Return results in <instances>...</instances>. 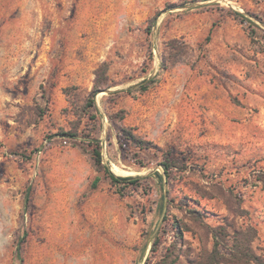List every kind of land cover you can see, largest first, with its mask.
Masks as SVG:
<instances>
[{"label":"rangeland","instance_id":"374dc122","mask_svg":"<svg viewBox=\"0 0 264 264\" xmlns=\"http://www.w3.org/2000/svg\"><path fill=\"white\" fill-rule=\"evenodd\" d=\"M0 264H264V0H0Z\"/></svg>","mask_w":264,"mask_h":264},{"label":"trees","instance_id":"16d2710c","mask_svg":"<svg viewBox=\"0 0 264 264\" xmlns=\"http://www.w3.org/2000/svg\"><path fill=\"white\" fill-rule=\"evenodd\" d=\"M141 90H146L148 87L141 84ZM98 92L97 89H95V91L93 92V95H95ZM69 136H73L74 134H67ZM91 156L94 155V158L96 161H100L101 160V153H100V148H95L92 147V149L90 150ZM165 169H167L169 166L168 164H164ZM106 174L108 175V177L111 179V181L115 184H121L122 182L125 181H130L131 183L135 182V178H132L130 176H117L115 175L113 172H111L109 170V168L105 169ZM100 180L99 177H95V179L92 181V187H96L98 181Z\"/></svg>","mask_w":264,"mask_h":264}]
</instances>
